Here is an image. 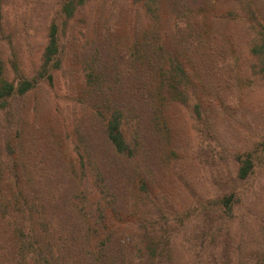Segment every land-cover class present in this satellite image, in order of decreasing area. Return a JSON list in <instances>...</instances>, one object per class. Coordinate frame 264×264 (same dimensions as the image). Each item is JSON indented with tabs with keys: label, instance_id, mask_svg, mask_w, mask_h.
Segmentation results:
<instances>
[{
	"label": "rangeland",
	"instance_id": "rangeland-1",
	"mask_svg": "<svg viewBox=\"0 0 264 264\" xmlns=\"http://www.w3.org/2000/svg\"><path fill=\"white\" fill-rule=\"evenodd\" d=\"M145 2L0 0L3 76L36 79L0 100V229L43 223L53 264H264V0Z\"/></svg>",
	"mask_w": 264,
	"mask_h": 264
},
{
	"label": "trees",
	"instance_id": "trees-1",
	"mask_svg": "<svg viewBox=\"0 0 264 264\" xmlns=\"http://www.w3.org/2000/svg\"><path fill=\"white\" fill-rule=\"evenodd\" d=\"M157 1L158 0H153V2L151 3L145 2L143 3L144 5L142 4V6L146 8V10H151L153 14H158L160 2ZM73 9H71L70 7L69 9L67 8L68 16L72 15ZM1 20L2 15L0 4V23ZM250 45L253 52L257 54L258 57H260L261 61L264 64V34L258 33V37L254 35V38L251 40ZM57 52H59L57 26L53 24L50 31V42L44 53L46 61H51L54 57V54H56ZM35 80L36 79H24L19 83L9 81L3 76V66L0 64V100L3 101V104H6V102H4L6 99L13 97L14 95L25 94L36 86ZM123 113V110L118 109L117 111L113 112L112 115H110L107 121V133L108 138L115 148L117 154L125 157H130L133 156V154H135L136 152H139L140 143L138 141L133 140V142L128 139L127 132H125L124 129L125 121ZM251 167L252 161H245L244 165H242L241 167L240 175L242 177L247 176ZM17 187L18 186H15V188ZM227 201L229 202V199H227ZM24 212H26L29 217H32L33 212L31 209H27ZM38 216V218H44L43 213L41 212L38 214ZM33 222L34 223L32 225L30 224L29 226H26L25 231L23 230V228H21V225L9 228L7 231H2L0 229L3 234H7V236L11 238V249L13 250V252H15V254H17V256H15V264H53V262H51L53 260V254L55 252L61 254V250L63 249V247L61 246L63 244H61L60 242H54L53 244L50 236H48V230L46 229V227H44L45 225L36 221ZM39 224L42 225V227H40ZM0 227H2V222L0 223ZM38 228L41 231L38 232ZM168 246L169 243L160 241L159 246L155 248L156 254L153 256L152 264H163V256L167 253L166 250H168ZM160 247H162V249H160Z\"/></svg>",
	"mask_w": 264,
	"mask_h": 264
}]
</instances>
